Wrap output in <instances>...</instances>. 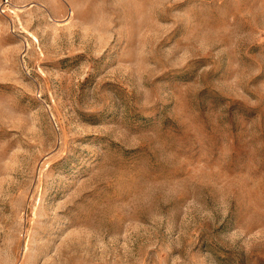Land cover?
<instances>
[{"label":"rangeland","instance_id":"rangeland-1","mask_svg":"<svg viewBox=\"0 0 264 264\" xmlns=\"http://www.w3.org/2000/svg\"><path fill=\"white\" fill-rule=\"evenodd\" d=\"M0 264H264V0H0Z\"/></svg>","mask_w":264,"mask_h":264}]
</instances>
